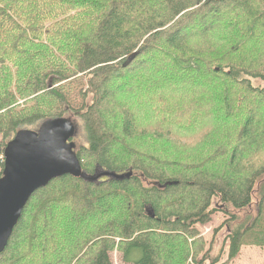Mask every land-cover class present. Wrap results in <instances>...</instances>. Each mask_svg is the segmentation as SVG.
<instances>
[{
    "label": "trees",
    "instance_id": "trees-1",
    "mask_svg": "<svg viewBox=\"0 0 264 264\" xmlns=\"http://www.w3.org/2000/svg\"><path fill=\"white\" fill-rule=\"evenodd\" d=\"M196 6L198 10L189 11ZM263 6L264 0H0V136L7 140L6 144L0 145V177L4 167V149L21 126L56 119L67 122L69 119L63 117L67 112L85 119L87 147L80 153L75 152L85 174L94 175L97 168H105V171L117 175L129 170L121 180L98 183L64 176L39 190L44 191L58 183L57 197H48L43 206L55 205V199L77 204L76 207L80 204L79 207L95 221H101L107 214L120 209L117 207L121 203L125 205L120 209V215L125 216L121 222L105 223L97 235L88 236L86 244L88 240H97L92 243L96 250L92 246L86 249L78 261L86 255L85 264H111L109 251L124 249L121 256L123 264H174L173 238L176 234L178 238L179 233L193 236L197 232L196 225L207 224L212 214L209 211L210 202L215 196L234 208L233 213L224 214L228 217L223 225L227 228L228 260L235 259L243 245L264 248V166L249 178L241 177L238 169L241 159L246 156L245 151L253 150L264 139V110L259 114L256 112L264 105V89L251 87L245 79L251 76L264 81V61L259 60L260 57H250L255 50L251 49L249 55L240 58L239 63L231 64L226 71L219 68L217 72H212L217 75L219 83L224 81L243 87L250 100L242 106L247 117L238 132L239 150H233L228 171L222 177L208 179L204 183L192 184L186 178L179 180L166 176L167 169L155 165L154 159L136 154L128 142L144 134H139L128 109L120 112L122 118L118 120L115 111H111L114 104L110 101L109 89L110 84L117 87L128 81L127 72L119 67L122 65L126 69L141 54L147 59L157 54H169V66L172 68L182 73L195 69L199 72L204 64L195 56L197 52L192 49L193 65L189 61L192 57L187 60L182 58L187 53L184 48L187 38L185 30H181L184 26L180 24L187 20L188 15L194 20L207 16L206 20L211 19L207 20L211 26L223 11L231 8L230 13H235L234 7H237L244 14H249V23L259 29L256 37L257 28L255 32L253 29L247 31L254 34L253 43L258 44L264 39ZM239 14L236 13L235 17ZM226 20L221 23L225 24ZM230 53L234 57V53ZM131 54H136L135 58L123 67ZM61 56H67L68 62L65 63ZM137 74L134 78L139 83ZM88 75L97 93L89 105L99 112V118L85 106L87 96L93 94L88 80L79 91V85L74 89L61 85L78 84L77 79L81 82L80 78ZM49 77H53L51 89H47ZM85 86L87 90H84ZM126 89L132 94L131 86ZM69 90L72 93L78 91L81 100L72 99ZM26 99L33 105L25 109L17 108L18 101ZM46 104L53 106L54 111H46ZM248 105L252 106L251 109ZM161 114L174 125V120L169 121V118L173 114L177 116V111L162 109ZM86 158L93 160L92 166L95 167L92 174H88L90 164ZM134 170L140 176H135ZM256 175L262 176L260 181L255 180ZM255 186L259 193V199L254 204L256 217L240 220V212L252 205ZM186 189L191 191L182 197L180 193ZM37 193L31 196L23 213ZM150 211L153 217H150ZM23 213L4 252L0 254V264H29L31 258L36 261L34 254H37V248L33 245L38 241L45 246L41 249L42 255L51 259L47 264H60L59 251L49 253L53 255L50 257L46 251L49 239L54 238L48 236L47 225L51 221L48 214L44 216L45 221L35 220L38 233L34 234L33 250L31 254L27 250L26 258L22 256L15 235L23 221ZM232 222L236 223L233 228L230 227ZM111 230L116 231V235L108 233ZM32 233L33 229V236ZM108 236L112 237L105 238ZM247 236L252 238V242L245 241ZM6 255L7 258L2 260ZM217 262L215 259L210 264Z\"/></svg>",
    "mask_w": 264,
    "mask_h": 264
},
{
    "label": "rangeland",
    "instance_id": "rangeland-1",
    "mask_svg": "<svg viewBox=\"0 0 264 264\" xmlns=\"http://www.w3.org/2000/svg\"><path fill=\"white\" fill-rule=\"evenodd\" d=\"M198 9L199 7L196 6L189 11ZM230 9L223 11L217 20L214 19L211 26L207 22L211 19L206 20L207 16L194 20L188 15L187 20L180 24L184 26L181 30H185L184 36L187 38V46H184L187 53L182 58L187 60L192 57V49L197 52L198 54L195 56L199 57L204 64L199 72L195 69L182 73L180 70L172 68L169 66L171 63L170 56L168 58L169 54L165 56L162 54L153 55L150 59L141 54L129 66L127 65L126 69H123L122 65L119 67L127 72L128 81L125 80L124 84H118L117 87L116 85L114 87L112 84L109 85V89L111 88L110 101L114 104V109L111 111L114 110L118 120H120L122 118L120 112L128 109L134 117V124L139 134H144L128 142L137 151L135 153L144 158L154 159L155 165L167 169L166 176H174L179 180L186 178L192 184L220 178L228 171L233 150L235 148L239 150L238 132L247 117L242 106L250 100V97L247 96L244 88L224 81L219 83L217 75L212 72H217L219 68H224L226 71L232 66L231 64L239 63L240 58L243 59L246 54L249 55L251 49L255 51L250 57H260L259 60L264 61V39L258 44L253 43L259 29L253 23H249V14H244L237 7H234L235 13H230ZM261 9L264 12V6ZM238 12L240 14L236 18L235 14ZM225 19H227L226 23H221ZM234 26L236 29L232 30L231 28ZM255 28H257L255 37L254 34L247 33L249 29H253L255 32ZM230 52L234 53V57L230 56ZM61 58L65 63L68 62L67 56H61ZM189 61L193 65V57ZM136 74L140 78L139 83L135 82L134 76ZM90 78L89 75L88 77L83 76L80 78L81 82L79 79L76 80L78 84L63 83L61 85H67L69 89L72 87L74 89L79 85L77 87L79 91L80 86L86 85L88 80L89 90L93 91V94L87 96L85 106L88 107L87 110L92 112L93 116L99 118V112L92 110L91 104L89 105L90 100H94L97 95ZM245 79L251 87L264 89V81L261 78L248 76ZM50 82L53 83V77L47 80V85ZM130 86L132 94L126 89ZM87 89L88 87L85 86L84 90ZM78 91L72 93L69 90L72 99L81 100ZM28 100H19L17 108L31 107L33 103ZM248 107L251 109L252 106L248 105ZM45 109L49 113L54 111L50 104H46ZM162 109L177 111V116L173 114L169 118V121L174 120V125L165 120L166 116L163 117L161 114ZM263 110L264 105H261L256 109V112L259 114ZM231 111L238 114H229ZM63 117L69 119L67 122L72 128L70 143L74 145L75 152L80 153L87 147L85 119L77 114H71V112H67ZM108 118L110 119L109 116ZM43 124L38 122L32 125H23L20 127V131H37ZM6 141L0 136V145L6 144ZM250 149L245 151L246 156L243 160L241 159L238 167V169L240 168L239 175L243 178L252 177L258 169L264 166V139L253 150L250 151ZM86 161L90 164L88 174H92L95 167L92 166L93 160L90 161L86 158ZM104 169L97 168L94 175L96 177L95 182L108 181L113 178ZM133 173L135 176H140V173L135 170ZM261 178L262 176L256 175L255 180L260 181ZM59 186L58 183H55L49 189L38 191L31 200L29 208L24 213L22 212L23 221L15 235L16 244L20 245L19 249L24 258L27 256V250L31 254L33 250L31 247L36 238L34 234L35 232L38 233V230L35 229L37 228L35 220L45 221L44 216L48 214L51 217V221L47 225L48 236L54 237L49 239V247L46 246L48 257L53 256L49 253L56 250V252L59 251L61 258L60 264H85L86 255L82 261H78V259L91 246L93 250H96L92 243L97 241L88 240L86 244L85 241L89 239L88 236L97 235L99 229L105 227V223L121 222L125 216L120 215V209L125 208V205L121 203L117 207L120 209H116L110 215L107 214L101 221H99L100 219L95 221V219L89 218L88 212L79 207L80 204L76 207L77 204L60 202L55 199V205L43 206L48 197H57ZM64 187L66 188V185ZM80 187L84 191V187L82 185ZM190 191L191 189H186L180 194L185 197ZM256 191L257 187L255 186L252 205L249 209L240 212V220L256 217L254 204L259 199V193L257 194ZM176 197L178 198L179 195ZM209 211H212L210 221L202 226L196 225L197 232L193 236H184L179 233L178 238L177 234L173 238L171 248L174 249V264H210L215 259L218 261L216 264H264V248L251 245L241 246L237 257L228 260L227 228L223 226L228 217L224 214L225 212L233 213L234 208L229 204L222 203L219 197L215 196L210 202ZM39 215L40 217H38ZM235 225L236 223L232 222L230 227L233 228ZM219 227L222 228L219 229ZM32 229L33 236L31 235ZM217 229L219 230L217 231ZM109 232L113 236L116 235L114 230ZM245 241L247 243L252 242V238L247 236ZM35 243L37 242H34L33 245L37 248V254H34L36 261L31 258L29 264L50 263L51 259L46 258L41 253V249L45 246L41 245L39 241L37 245ZM123 250L113 249L109 251L111 264H123L121 262ZM6 258L7 255L2 260Z\"/></svg>",
    "mask_w": 264,
    "mask_h": 264
},
{
    "label": "water",
    "instance_id": "water-1",
    "mask_svg": "<svg viewBox=\"0 0 264 264\" xmlns=\"http://www.w3.org/2000/svg\"><path fill=\"white\" fill-rule=\"evenodd\" d=\"M135 56H128L123 67L129 65ZM51 88L50 82L47 89ZM70 128L71 125L62 119L46 121L37 131H19L6 145L0 177V254L35 192L64 176L97 183L95 174L87 175L82 171L74 145L70 143ZM109 175L113 177L111 179L121 180L126 174ZM149 214L153 217L151 211Z\"/></svg>",
    "mask_w": 264,
    "mask_h": 264
}]
</instances>
